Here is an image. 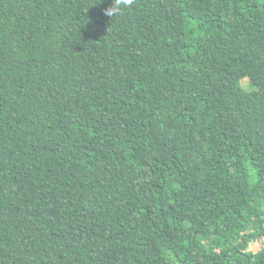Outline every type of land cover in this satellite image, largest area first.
Listing matches in <instances>:
<instances>
[{"label": "trees", "instance_id": "trees-1", "mask_svg": "<svg viewBox=\"0 0 264 264\" xmlns=\"http://www.w3.org/2000/svg\"><path fill=\"white\" fill-rule=\"evenodd\" d=\"M0 0V264H264V0Z\"/></svg>", "mask_w": 264, "mask_h": 264}, {"label": "clouds", "instance_id": "clouds-1", "mask_svg": "<svg viewBox=\"0 0 264 264\" xmlns=\"http://www.w3.org/2000/svg\"><path fill=\"white\" fill-rule=\"evenodd\" d=\"M132 4L133 0H115L113 7L105 10V15L112 17L114 14H119L124 8L130 7Z\"/></svg>", "mask_w": 264, "mask_h": 264}, {"label": "rangeland", "instance_id": "rangeland-1", "mask_svg": "<svg viewBox=\"0 0 264 264\" xmlns=\"http://www.w3.org/2000/svg\"><path fill=\"white\" fill-rule=\"evenodd\" d=\"M263 243H264V239H260L258 241H255L253 243H251L250 245H248V250L249 251H257L259 249H261L263 247Z\"/></svg>", "mask_w": 264, "mask_h": 264}]
</instances>
